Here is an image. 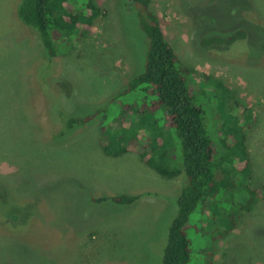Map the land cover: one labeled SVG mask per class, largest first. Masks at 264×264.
<instances>
[{
  "label": "rangeland",
  "instance_id": "obj_1",
  "mask_svg": "<svg viewBox=\"0 0 264 264\" xmlns=\"http://www.w3.org/2000/svg\"><path fill=\"white\" fill-rule=\"evenodd\" d=\"M19 1L0 0V264H161L182 174L163 176L132 149L118 155L102 149L143 144L137 130L118 146V103L133 96L110 100L144 68L149 40L137 12L127 0H94L103 12L89 31L78 41L60 40L49 57L19 20ZM152 8L180 62L193 71L186 82L216 144L215 176L232 185L227 205L238 196L249 208L236 214L226 235L197 231L204 214L193 211L187 264H264V198L252 201L244 188L264 185V0H152ZM237 29L244 37L228 46L200 44ZM237 104L251 117L242 111L236 122ZM100 106L104 112L89 122L65 128L68 114ZM162 117L154 112L165 136L150 143L166 152L163 162L179 167L177 137ZM238 127L247 129L248 179L228 169L234 161L223 145L232 143L228 128ZM122 194L139 197L128 204L95 200Z\"/></svg>",
  "mask_w": 264,
  "mask_h": 264
},
{
  "label": "trees",
  "instance_id": "obj_2",
  "mask_svg": "<svg viewBox=\"0 0 264 264\" xmlns=\"http://www.w3.org/2000/svg\"><path fill=\"white\" fill-rule=\"evenodd\" d=\"M127 1L137 12L141 28L146 33L149 44L143 70L133 76L127 85L110 99L118 103L124 95L133 96L129 102L118 103L122 116L119 120L116 119L117 128H114L117 134L113 136L119 146L124 139H134L132 136L140 130L139 136L144 137L143 144L126 142L125 146L121 145L116 149L109 150L105 147L102 149L105 153L107 151L114 153L113 155L132 149L138 153L141 162L152 167L159 174L166 177L182 174V186L177 197V213L169 226L161 264H187L192 253L187 230L192 225L189 218L193 211L201 210L204 214L201 220L195 221L201 224L200 227L195 225L197 231L207 227L206 232L209 234L226 235L235 226L236 214L242 209L249 208H244L240 197L236 196L238 193L240 196L243 193L242 187L239 188L237 185L239 190L235 189V204L232 203L231 207L227 205L231 201V194L227 189L232 185L228 186L227 178L218 180L215 176L213 167L216 144L204 126L203 109L195 102V96L186 82V76L193 71L180 62L165 38L152 8V0ZM102 12L94 0H20L16 6L19 20L39 36L49 57L55 56L57 42L60 40L82 39ZM244 35L243 29H237L224 37L215 34L211 35L212 37L203 38L200 44L228 46L242 39ZM215 82H217L216 87H222L220 81L215 80ZM236 107L239 111L232 108L231 113L236 122L242 111L251 117L250 109L242 104H237ZM159 109L164 116L162 119L177 137L180 149L179 167L171 168L169 163L163 162L166 159V152L156 153L150 143L157 136H159L158 139L165 136L153 120L154 112ZM102 112L104 108L100 106L84 116L68 114L65 128L87 123L96 114ZM131 115L136 116L137 120L132 121ZM120 120L125 122L119 124ZM238 128L237 133L228 128L227 138L229 136L232 143L223 139V145L228 149L231 160L234 161L228 165L231 166L228 169L233 175L243 174L248 179L250 157L245 131L249 129V123L245 131H241L242 127ZM146 131L148 132L145 134ZM144 141L149 142L151 150H148V144ZM161 142L165 143L164 140ZM238 160L243 164H237ZM223 171L227 169L223 167ZM244 188L248 189V195L254 199L252 201H257L258 197L264 198V185L261 188ZM138 197V195L122 194L95 200L110 199L115 203L128 204Z\"/></svg>",
  "mask_w": 264,
  "mask_h": 264
}]
</instances>
